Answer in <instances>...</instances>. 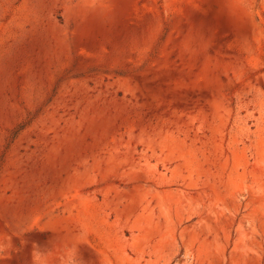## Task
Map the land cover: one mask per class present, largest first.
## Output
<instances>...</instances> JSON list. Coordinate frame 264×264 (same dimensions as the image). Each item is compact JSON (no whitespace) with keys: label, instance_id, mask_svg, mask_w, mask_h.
<instances>
[{"label":"rangeland","instance_id":"rangeland-1","mask_svg":"<svg viewBox=\"0 0 264 264\" xmlns=\"http://www.w3.org/2000/svg\"><path fill=\"white\" fill-rule=\"evenodd\" d=\"M0 264H264V0H0Z\"/></svg>","mask_w":264,"mask_h":264}]
</instances>
